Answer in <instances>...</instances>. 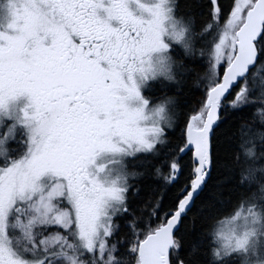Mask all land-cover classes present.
<instances>
[{"label": "snow or ice", "instance_id": "1", "mask_svg": "<svg viewBox=\"0 0 264 264\" xmlns=\"http://www.w3.org/2000/svg\"><path fill=\"white\" fill-rule=\"evenodd\" d=\"M194 7L0 0V264H264V0Z\"/></svg>", "mask_w": 264, "mask_h": 264}, {"label": "trees", "instance_id": "2", "mask_svg": "<svg viewBox=\"0 0 264 264\" xmlns=\"http://www.w3.org/2000/svg\"><path fill=\"white\" fill-rule=\"evenodd\" d=\"M228 0H222V3H227ZM197 0H177V15H189L198 13V9L194 7ZM207 61H205V64ZM204 71L203 70H193L191 74L185 78V92L181 96V100L185 102L186 105L191 106L197 97L199 96V89L203 88L206 81L203 80ZM131 167V165H130ZM227 199V197H223ZM195 229L199 231L201 227V222L197 220L195 224Z\"/></svg>", "mask_w": 264, "mask_h": 264}]
</instances>
